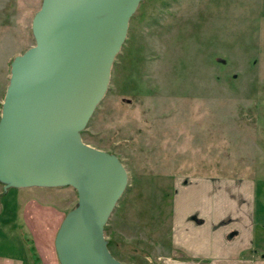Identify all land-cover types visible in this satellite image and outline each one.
Wrapping results in <instances>:
<instances>
[{
	"label": "rangeland",
	"instance_id": "obj_1",
	"mask_svg": "<svg viewBox=\"0 0 264 264\" xmlns=\"http://www.w3.org/2000/svg\"><path fill=\"white\" fill-rule=\"evenodd\" d=\"M42 2L0 0V118L12 62L37 44L32 26ZM79 133L84 144L116 157L126 174L103 228L120 264H160L181 196H189L192 210L206 212L213 178L258 183L260 224L264 0H139L105 94ZM0 168L6 172L0 179V257L59 264L58 230L48 233L46 221L39 225L45 235L29 231L25 204L51 205L64 220L78 205L77 188L63 179L54 186H8L13 171ZM34 241L38 250L31 251Z\"/></svg>",
	"mask_w": 264,
	"mask_h": 264
},
{
	"label": "water",
	"instance_id": "obj_2",
	"mask_svg": "<svg viewBox=\"0 0 264 264\" xmlns=\"http://www.w3.org/2000/svg\"><path fill=\"white\" fill-rule=\"evenodd\" d=\"M138 3L43 0L32 26L37 44L12 62L0 118V167L13 171V181L3 182L54 186L63 179L77 188L78 205L55 238L61 264H120L103 228L126 174L116 157L84 144L79 132L105 94ZM4 173L0 168V179Z\"/></svg>",
	"mask_w": 264,
	"mask_h": 264
},
{
	"label": "crops",
	"instance_id": "obj_3",
	"mask_svg": "<svg viewBox=\"0 0 264 264\" xmlns=\"http://www.w3.org/2000/svg\"><path fill=\"white\" fill-rule=\"evenodd\" d=\"M213 179L206 212L192 210L191 204L188 206L189 196H181L178 210L172 212L168 243L159 256L160 264H264V220L257 222L254 201L258 183L242 177ZM25 208L30 210L26 216L33 234L45 235L39 225L46 221L48 233L59 230L63 220L57 208L32 201L26 202ZM37 244L34 241L32 245L35 251ZM0 264L24 263L0 257Z\"/></svg>",
	"mask_w": 264,
	"mask_h": 264
},
{
	"label": "bare ground",
	"instance_id": "obj_4",
	"mask_svg": "<svg viewBox=\"0 0 264 264\" xmlns=\"http://www.w3.org/2000/svg\"><path fill=\"white\" fill-rule=\"evenodd\" d=\"M81 126H83V123L80 124V125H78V124H77V125H74L73 130H74V131L79 130L78 128H81ZM80 130H81V129H80ZM51 172H53V171H51ZM108 179H109V177L106 178L107 181H109ZM107 181H106V182H107ZM21 186H30V185H29V184H24V185L22 184ZM90 220H91V219H90ZM89 222H90V221H89ZM88 224H89L88 222L85 223V226L81 228V229L84 230V232H85V230H86L85 228L87 227ZM66 225H67V223L65 224V227H66ZM65 227H64V228H65ZM71 230H72V223H70V225H69V227H68V230H66V231H71ZM66 231H65L64 234L67 236L68 233H67ZM82 232H83V231H82ZM64 239H65V237H64ZM105 259H106V258H105ZM106 260H107V259H106Z\"/></svg>",
	"mask_w": 264,
	"mask_h": 264
},
{
	"label": "trees",
	"instance_id": "obj_5",
	"mask_svg": "<svg viewBox=\"0 0 264 264\" xmlns=\"http://www.w3.org/2000/svg\"><path fill=\"white\" fill-rule=\"evenodd\" d=\"M33 249L35 250V248L32 246L30 250L32 251Z\"/></svg>",
	"mask_w": 264,
	"mask_h": 264
}]
</instances>
